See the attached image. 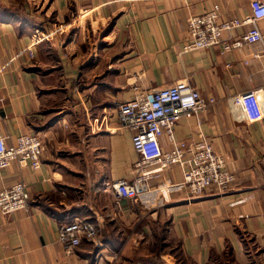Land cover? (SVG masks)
<instances>
[{
  "label": "crops",
  "instance_id": "crops-1",
  "mask_svg": "<svg viewBox=\"0 0 264 264\" xmlns=\"http://www.w3.org/2000/svg\"><path fill=\"white\" fill-rule=\"evenodd\" d=\"M258 1L0 0L21 10L0 13V135L9 146L37 134L44 147L38 169L13 161L0 176V191L22 183L30 197L28 211L0 214V264H264L263 46L183 51L191 15L218 5L223 19L249 18ZM27 46L33 57H16ZM175 85L214 103L179 119L173 143L160 133L162 149L209 142L235 180L190 199L187 164L156 167L150 190L116 209L98 188L130 180L137 159L117 106ZM75 220L99 236L68 253L58 231Z\"/></svg>",
  "mask_w": 264,
  "mask_h": 264
},
{
  "label": "built area",
  "instance_id": "built-area-1",
  "mask_svg": "<svg viewBox=\"0 0 264 264\" xmlns=\"http://www.w3.org/2000/svg\"><path fill=\"white\" fill-rule=\"evenodd\" d=\"M263 19L264 0H259L252 6L251 17L241 19H223L219 6L213 5L204 13L193 14L188 18L189 41L184 45L183 51L208 50L216 45H222L224 51H230L245 44L261 43L264 53V35L258 25ZM243 26L249 28L240 37L231 41L223 40L225 33ZM21 55L32 58V47L20 49L16 57ZM213 103V98H204L194 87L175 85L137 91L132 99L118 104L119 121L130 131L132 147L137 155L133 164V177L130 180L105 182L98 190L112 194L116 209H120L121 200L133 201L150 190V182L160 177L154 168L187 164L188 170L184 174L182 187L190 199L200 197L211 187H217L222 192L228 191L235 180L234 175L226 168L224 158L214 151L211 143L182 142L175 144L170 150H163L159 142V134L163 133L173 143L174 128L178 120L206 112ZM43 151L42 141L37 134H22L9 146L0 135V176L13 161L33 170L38 169ZM29 206L30 197L22 183L0 191V214L28 211ZM98 233L99 228L93 222L75 220L60 225L58 242L71 253L82 240L97 239ZM116 254L111 252V258L115 259Z\"/></svg>",
  "mask_w": 264,
  "mask_h": 264
},
{
  "label": "trees",
  "instance_id": "trees-1",
  "mask_svg": "<svg viewBox=\"0 0 264 264\" xmlns=\"http://www.w3.org/2000/svg\"><path fill=\"white\" fill-rule=\"evenodd\" d=\"M20 11H21L20 7L14 8L13 6L5 7V6H1L0 5V13L2 14V17L7 18V19H10V18L15 17V16L21 17ZM143 263L144 264L145 263L157 264L154 261H146V262H143Z\"/></svg>",
  "mask_w": 264,
  "mask_h": 264
}]
</instances>
